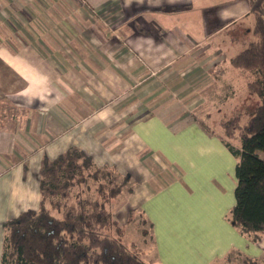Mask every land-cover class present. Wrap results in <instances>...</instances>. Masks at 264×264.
Here are the masks:
<instances>
[{"label": "crops", "instance_id": "obj_1", "mask_svg": "<svg viewBox=\"0 0 264 264\" xmlns=\"http://www.w3.org/2000/svg\"><path fill=\"white\" fill-rule=\"evenodd\" d=\"M254 1L0 0V264L5 222L40 205L43 157L71 146L132 176L115 213L124 235L130 210L149 223L147 260L264 264V234L227 218L237 158L221 125Z\"/></svg>", "mask_w": 264, "mask_h": 264}, {"label": "trees", "instance_id": "obj_2", "mask_svg": "<svg viewBox=\"0 0 264 264\" xmlns=\"http://www.w3.org/2000/svg\"><path fill=\"white\" fill-rule=\"evenodd\" d=\"M252 10L256 38L231 63L253 73L247 88L260 102L247 119L232 115L221 125L224 142L237 158L236 202L227 218L241 232L259 239L264 234V0H255ZM119 174L116 167L96 164L91 154L77 146L55 158L45 155L40 205L5 222L1 264H151L110 232L112 228L121 232V223L108 202L118 198L124 186L127 192L134 186L130 174L121 182ZM84 185L86 190L95 187L99 196L83 195L80 190L74 194Z\"/></svg>", "mask_w": 264, "mask_h": 264}, {"label": "rangeland", "instance_id": "obj_3", "mask_svg": "<svg viewBox=\"0 0 264 264\" xmlns=\"http://www.w3.org/2000/svg\"><path fill=\"white\" fill-rule=\"evenodd\" d=\"M233 31V29H229V32ZM252 33L253 34H250V36L247 35V33L244 35V36H241L243 39L247 40V39H252V38H256V35H255V32H254V28L252 29ZM236 45H233L232 46V49L234 50ZM245 46H240V50L243 49ZM240 50H236V51H240ZM238 53V52H237ZM230 66L234 69H238V70H241L239 72V75H238V80H239V83H240V86H241V90H240V100L238 101L239 103L237 104L236 106V109L238 108V111H236L233 115L237 114V115H241L242 116V119H247L248 117V114L250 113V111H253V109L255 108V106L260 102L259 100V97L257 94L255 93H252L250 92L249 90L246 89L245 91V85H244V76H247L248 79L250 78H253L254 75L251 71H246V70H243L242 68H239V67H235L234 65H232V63H230ZM239 113V114H238ZM221 113H218V115H220ZM213 128H218V127H221L220 124L217 123V120H216V123H212L210 124ZM223 130V129H222ZM120 172V171H119ZM127 174L125 173H122V174H119L118 176V181L121 182L123 178H125V176ZM92 184H96L98 185V182L94 183L92 181ZM85 189H80V188H76L74 190V194L76 192H78L80 190V192L83 194V195H87V196H91V197H98L99 195L96 193V188H91V189H88L86 190V185L83 186ZM123 191L122 193L119 195L118 198L116 199H112L108 202V207L114 212L115 214V217H117L116 215V207H118V203L120 201V199H122L124 196H126L127 193V185L124 186L123 188ZM65 200V199H64ZM118 218V217H117ZM119 220V219H118ZM143 219L140 218V216L138 215V213H136V210L134 211H131L130 210V214H129V219L126 221L125 223V229H127V227L129 228L127 231L128 233L126 235H124V232L123 230L121 229V232H117L116 228H112L111 229V233H113L114 235L122 238L123 241H125L127 243V245L133 249H137L141 252L142 254V248L139 247V245H141L143 247V254L142 256L147 260V256L145 255V253L147 252H150L151 253V256L154 257V252L152 251L153 249V245L151 244V241L148 240L146 241L147 244L142 240V236L145 233L146 230H149V223H145L144 221L142 222ZM120 221V220H119ZM121 223V222H120ZM131 223V224H130ZM121 228H123V226L121 225ZM109 230V229H108ZM149 239V238H147ZM146 239V240H147ZM237 258L238 256L236 254H231L228 258H226L224 260L221 259L218 261V263H215V264H241L242 262V259L240 260V262H237ZM155 259V258H154ZM152 262L151 264H156L154 263L153 261V258H151ZM149 261V260H148Z\"/></svg>", "mask_w": 264, "mask_h": 264}]
</instances>
